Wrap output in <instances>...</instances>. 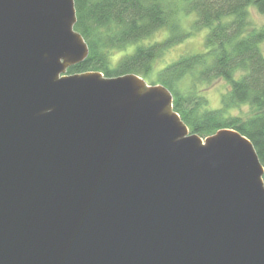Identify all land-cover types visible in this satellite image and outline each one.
Listing matches in <instances>:
<instances>
[{
	"label": "water",
	"instance_id": "water-1",
	"mask_svg": "<svg viewBox=\"0 0 264 264\" xmlns=\"http://www.w3.org/2000/svg\"><path fill=\"white\" fill-rule=\"evenodd\" d=\"M75 0H0V264H264V167L164 85L67 75Z\"/></svg>",
	"mask_w": 264,
	"mask_h": 264
},
{
	"label": "trees",
	"instance_id": "trees-1",
	"mask_svg": "<svg viewBox=\"0 0 264 264\" xmlns=\"http://www.w3.org/2000/svg\"><path fill=\"white\" fill-rule=\"evenodd\" d=\"M75 30L89 47L84 62L67 75L101 72L107 78L136 74L173 94V108L190 131L206 138L234 129L253 143L264 167V24L252 21V9L264 14V0H191L194 27L207 30L203 53L188 54L158 71L157 61L190 35L170 0H75ZM170 35L149 45L159 31ZM122 54L114 64V55ZM225 80L219 109L209 107L201 88Z\"/></svg>",
	"mask_w": 264,
	"mask_h": 264
},
{
	"label": "rangeland",
	"instance_id": "rangeland-1",
	"mask_svg": "<svg viewBox=\"0 0 264 264\" xmlns=\"http://www.w3.org/2000/svg\"><path fill=\"white\" fill-rule=\"evenodd\" d=\"M190 1L191 0H170V2L172 3V8L174 9L176 7V10L179 11L183 28L190 32V35L181 43L176 44L175 46L170 48L162 58L158 59L156 65L157 71L160 68L164 67L166 64H169L172 61L178 59L180 56L203 53L206 51L205 39L208 31L197 30L194 27L196 15L195 13H187ZM251 11V17L254 24L257 26L263 25L264 14L259 13L256 9H252ZM169 35L170 32L162 30L141 43L142 45H149L158 41H162ZM133 48L128 47L125 51L115 54L113 63L116 64L121 59L120 57L122 56V54L126 53L127 51L131 52ZM261 48L264 54V43L261 45ZM200 90H202L204 95L207 97L209 107L213 109H219L222 106L223 93L229 90V84L225 80L220 79L212 85L201 88Z\"/></svg>",
	"mask_w": 264,
	"mask_h": 264
}]
</instances>
